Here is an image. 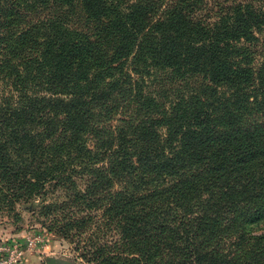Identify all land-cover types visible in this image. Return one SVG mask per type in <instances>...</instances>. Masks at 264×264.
<instances>
[{"label": "trees", "instance_id": "16d2710c", "mask_svg": "<svg viewBox=\"0 0 264 264\" xmlns=\"http://www.w3.org/2000/svg\"><path fill=\"white\" fill-rule=\"evenodd\" d=\"M20 205L86 264H264V0H0Z\"/></svg>", "mask_w": 264, "mask_h": 264}, {"label": "rangeland", "instance_id": "374dc122", "mask_svg": "<svg viewBox=\"0 0 264 264\" xmlns=\"http://www.w3.org/2000/svg\"><path fill=\"white\" fill-rule=\"evenodd\" d=\"M33 209V205H20L18 217L0 214V247L18 256L11 264H47L51 260L58 264H86L77 258L70 240L58 236L50 222L33 214Z\"/></svg>", "mask_w": 264, "mask_h": 264}, {"label": "built area", "instance_id": "2783aa9c", "mask_svg": "<svg viewBox=\"0 0 264 264\" xmlns=\"http://www.w3.org/2000/svg\"><path fill=\"white\" fill-rule=\"evenodd\" d=\"M34 241H30L31 244H33ZM7 252V253H6ZM22 254V252L20 253ZM19 254V255H20ZM18 256H13L12 253L10 252V249L4 247H0V264H11L12 262L14 263V258Z\"/></svg>", "mask_w": 264, "mask_h": 264}, {"label": "water", "instance_id": "95a60500", "mask_svg": "<svg viewBox=\"0 0 264 264\" xmlns=\"http://www.w3.org/2000/svg\"><path fill=\"white\" fill-rule=\"evenodd\" d=\"M47 264H58V263L56 261H54V260H51Z\"/></svg>", "mask_w": 264, "mask_h": 264}]
</instances>
